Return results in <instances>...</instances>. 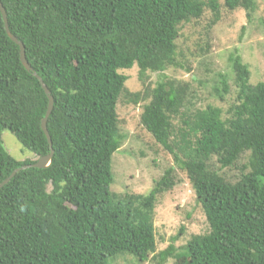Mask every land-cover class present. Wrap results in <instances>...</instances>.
Instances as JSON below:
<instances>
[{
  "label": "trees",
  "instance_id": "1",
  "mask_svg": "<svg viewBox=\"0 0 264 264\" xmlns=\"http://www.w3.org/2000/svg\"><path fill=\"white\" fill-rule=\"evenodd\" d=\"M0 1L11 33L54 97L50 166L21 170L0 190V264H110L121 254L142 264H264V82L251 84L248 65L230 55L237 99L225 119L217 107L186 109L190 84L164 74L186 69L178 61L181 32L208 10L209 29L216 26L218 0ZM222 2L229 12L245 10L249 21L258 9L257 0ZM135 67L143 82L147 73L160 74L144 94L127 88L122 72ZM221 78L222 98L229 87ZM121 100L149 101L141 124L186 173L210 224L208 235L194 236L182 250L170 244L157 252L153 223L159 195L175 186L172 170L146 195L111 190L113 156L124 140ZM48 106L0 11V184L37 162L13 158L1 132L13 134L24 151L47 156ZM246 152L248 172L235 183L210 165L216 157L221 169L229 168Z\"/></svg>",
  "mask_w": 264,
  "mask_h": 264
},
{
  "label": "rangeland",
  "instance_id": "2",
  "mask_svg": "<svg viewBox=\"0 0 264 264\" xmlns=\"http://www.w3.org/2000/svg\"><path fill=\"white\" fill-rule=\"evenodd\" d=\"M218 2L222 18L216 26L209 29L213 14L208 10L200 22L188 25L181 32L178 61L186 69L169 68L164 74L170 79L190 84L186 109L195 111L213 106L220 108L226 119L230 117L228 111L236 104L237 99L230 55L239 54L248 65L251 84L264 82V0H257L258 9L253 14L252 21L247 19L245 10L229 12L224 8L222 0ZM203 50L210 52L207 54ZM122 73L129 77L127 88L141 94L145 93L146 88L153 87L160 77V74L147 73L143 82L139 78L137 67ZM221 75L225 77L229 87L228 94H224L222 98L216 94V89L223 88ZM147 103L148 100L138 105L122 100L119 102V131L124 140L113 156L115 181L111 190L118 195L127 192L146 195L168 170H172L175 186L159 195L153 223L157 252L165 250L170 244L177 250H182L194 236L208 235L211 227L197 203L186 173L176 167L173 156L164 151L142 126L141 114ZM1 139L4 149L13 158L19 161L40 159L24 151L9 131H2ZM249 158L250 153L246 152L233 166L221 169L217 158L213 157L210 165L226 180L235 183L248 172L246 167ZM181 228L184 229L183 234L173 242L172 238L179 234ZM110 264L142 263L131 255L121 254L111 260ZM144 264L152 263L148 261ZM166 264L178 263L170 259Z\"/></svg>",
  "mask_w": 264,
  "mask_h": 264
},
{
  "label": "water",
  "instance_id": "3",
  "mask_svg": "<svg viewBox=\"0 0 264 264\" xmlns=\"http://www.w3.org/2000/svg\"><path fill=\"white\" fill-rule=\"evenodd\" d=\"M0 11H1V13L3 15V18H4V21H5L6 31H7L8 36L10 37V39L13 42H15L20 47V58H21V61H22L23 65L25 66V68L29 72H33L34 76H36L38 78V80L42 84V87H43V89H44V91H45V93H46V95H47V97L49 99L48 110H47V113H46L45 118L42 121V129H43V131H44V133H45V135H46V137L48 139L49 146H50V153L47 156H44V157L40 158L34 164L26 165V166H23V167L15 170L11 174V176L9 178H7L4 182H2L0 184V190H1L21 170H26V169H29V168L47 169L50 166L51 161H52L53 156H54V150H53L52 139H51V136H50L49 131L47 129V123H48V119H49V117H50V115H51V113L53 111V108H54V97L51 95V92L49 91V89L47 88V86L44 84L42 78L36 72H34L33 68L28 63L27 58H26V53H25V47H24L23 43L21 41H19L18 38L11 33V31L9 29V25H8L7 13H6V10H5L3 4L1 3V1H0Z\"/></svg>",
  "mask_w": 264,
  "mask_h": 264
}]
</instances>
